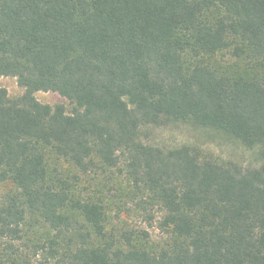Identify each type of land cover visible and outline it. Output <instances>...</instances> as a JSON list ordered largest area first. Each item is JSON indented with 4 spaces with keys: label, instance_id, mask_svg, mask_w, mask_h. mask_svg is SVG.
I'll return each instance as SVG.
<instances>
[{
    "label": "trees",
    "instance_id": "trees-1",
    "mask_svg": "<svg viewBox=\"0 0 264 264\" xmlns=\"http://www.w3.org/2000/svg\"><path fill=\"white\" fill-rule=\"evenodd\" d=\"M1 77L0 264H264V0H0Z\"/></svg>",
    "mask_w": 264,
    "mask_h": 264
},
{
    "label": "rangeland",
    "instance_id": "rangeland-1",
    "mask_svg": "<svg viewBox=\"0 0 264 264\" xmlns=\"http://www.w3.org/2000/svg\"><path fill=\"white\" fill-rule=\"evenodd\" d=\"M0 87L6 88L11 96H18L23 93V89L18 85L17 79L14 77H1ZM36 96L38 100L43 103L50 105L62 103L65 104L68 109H71L69 100L57 92L40 91L36 93ZM150 138L152 143L161 146L173 147L183 144L197 145L213 152L215 155L239 161L243 165H249L254 162L253 153L242 145L223 139L210 131L195 128L187 124L157 128L151 132ZM156 226L150 228L154 236L159 235V230Z\"/></svg>",
    "mask_w": 264,
    "mask_h": 264
}]
</instances>
